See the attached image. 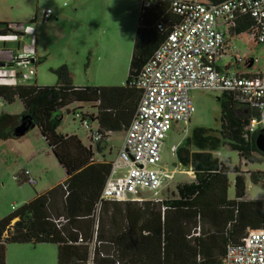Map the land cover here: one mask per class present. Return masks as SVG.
Listing matches in <instances>:
<instances>
[{
  "label": "trees",
  "instance_id": "1",
  "mask_svg": "<svg viewBox=\"0 0 264 264\" xmlns=\"http://www.w3.org/2000/svg\"><path fill=\"white\" fill-rule=\"evenodd\" d=\"M148 1L150 7L140 12L124 86L76 87L67 66L51 70L55 86H0V99L8 104L19 99L25 107L18 116L0 115V140L16 138L22 122L38 128L67 176L0 220V264H6L7 246L15 243L55 244L57 264H217L228 244L240 243L249 229H264V200H244L242 174L235 179V199L228 198V174L240 170L220 158L221 150L235 151L248 162L264 154L256 146L261 131L250 130L259 113L227 94L219 97L220 127H197L176 148L177 164L193 172L192 181L178 184L174 196L161 201L101 200L111 163L94 161L92 149L77 135L57 132L63 112L75 103L95 105L96 117L78 109L99 124L102 142L110 133L126 132L141 98L131 82L182 21L171 10L173 0ZM237 25L239 34L251 28L250 21ZM248 174L255 183L264 181L262 172ZM62 218L66 222L59 227L55 221Z\"/></svg>",
  "mask_w": 264,
  "mask_h": 264
},
{
  "label": "rangeland",
  "instance_id": "2",
  "mask_svg": "<svg viewBox=\"0 0 264 264\" xmlns=\"http://www.w3.org/2000/svg\"><path fill=\"white\" fill-rule=\"evenodd\" d=\"M193 1V0H187ZM143 0H0V23L2 24H33L37 26L38 41L24 37L22 47H32L40 51L41 59H37L32 67L37 69L39 86H55L57 77L52 69L67 66L72 83L76 87L85 86H124L127 82L130 62L133 53L134 38L138 28L139 16ZM51 9L54 16L42 21V11ZM106 34H103V32ZM17 42H14L16 44ZM12 44V43H11ZM232 50L242 56H254L257 63L254 70L264 66V48L257 46L251 34L246 32L229 42ZM116 45L120 46L121 56L114 57ZM21 51L16 52L19 53ZM100 55V59L99 58ZM36 56V55H29ZM242 69V65H238ZM20 82L26 85L34 84V77ZM220 93L211 91L192 92L195 112L187 123H175L169 131L164 146L162 166L175 172L174 179L159 198H172L176 186L192 181L193 174L186 173L177 164L174 147L183 143L186 137L197 127H220ZM82 106V107H80ZM68 107L69 112H63L58 133L78 135L86 141L85 130L75 114L83 108L85 112L96 111L91 104ZM84 106V107H83ZM78 109V110H77ZM77 111V112H76ZM76 112V113H74ZM21 115L23 105L19 99L8 104L0 99L1 114ZM124 132L110 133L107 147L104 151L105 160L113 162L118 157L122 146ZM48 145L36 129L30 130L22 138H7L0 140V220L11 215L27 201L43 194L53 186L61 184L66 179V173L58 160L49 152ZM95 157L103 155L94 149ZM220 158L240 173L228 174V198L235 199V179L242 174L245 178V199L264 200V181L255 183L249 172L264 173V157L255 154L257 161L248 162L235 151L223 148ZM29 169L38 183L35 187L18 180L19 173ZM178 170L183 171L179 174ZM187 172H191L188 170ZM168 191V192H167ZM147 200L153 201L154 196L146 193ZM58 250L55 244H9L6 252V264H57Z\"/></svg>",
  "mask_w": 264,
  "mask_h": 264
},
{
  "label": "built area",
  "instance_id": "3",
  "mask_svg": "<svg viewBox=\"0 0 264 264\" xmlns=\"http://www.w3.org/2000/svg\"><path fill=\"white\" fill-rule=\"evenodd\" d=\"M142 7H150V1L144 0ZM171 10L182 21L131 82L132 87L141 91V98L118 157L111 162V174L101 200L143 202L147 200L143 195L149 193L153 200L161 201L160 193L175 175L162 166L163 146L173 124L191 120L195 112L192 92L231 96L235 102L259 113L258 118L251 120V132H264V66L253 75L218 68L225 47L219 20L234 27L240 20L250 21L249 32L264 48V0H173ZM52 14L51 9L43 10L42 21ZM37 22L38 19L28 24L0 25V86L16 87L20 79L28 81L35 76L36 70L22 60L23 55H13L9 45L24 37L36 38L37 26L33 24ZM158 28L164 30L162 24ZM8 62H14V68ZM247 63L256 64L257 59ZM75 116L91 145L102 143L99 124L82 112ZM18 180L33 187L38 183L29 169H23ZM55 222L60 227L66 221L62 218ZM217 264H264V229H249L240 243L228 244L223 260Z\"/></svg>",
  "mask_w": 264,
  "mask_h": 264
},
{
  "label": "crops",
  "instance_id": "4",
  "mask_svg": "<svg viewBox=\"0 0 264 264\" xmlns=\"http://www.w3.org/2000/svg\"><path fill=\"white\" fill-rule=\"evenodd\" d=\"M184 1H187V0H184ZM196 1H205V0H196ZM205 2H207V1H205ZM54 16V12H53V14H52V16L49 18V19H51L52 17ZM36 19H38V16L36 15V17H35ZM240 21H242V20H240ZM245 22V21H244ZM238 26V25H237ZM237 26H231V25H228V24H225V23H223L221 20H219L218 21V27H219V29L220 30H222L223 31V33H224V37H225V47H224V55H223V59H222V61H220L219 63H218V68L220 69V70H222V71H237V72H241V73H244V74H251V75H253V74H255L257 71H259V70H254V65L255 64H249V63H247L248 62V60L249 59H253V58H255L254 56H252L251 55V57L248 55V57H246V56H242V55H240V53H238V52H235L234 53V51L232 50V45H230L229 44V42L232 40V39H235L236 37H238V36H240V35H242V34H244V33H241V34H239L237 31H236V28H237ZM250 33V32H249ZM103 34H106V32L104 31L103 32ZM251 34V33H250ZM251 37H252V40L255 42V40H254V38H253V36L251 35ZM28 38H31V41H32V39H33V41H38V36H36V38H32V37H28ZM22 42H23V40H21V41H19L18 43H16V44H14V43H12L11 45H9V50H11L12 51V53H13V55H15V56H18V55H23V58H22V60L23 61H25V62H27V63H29L31 66L32 65H35V63H36V61H37V59H41L42 57L40 56V51L36 48V45H35V47L34 48H32V47H25L24 49H23V47H22ZM255 44L257 45V46H262V45H259V44H257L256 42H255ZM263 47V46H262ZM114 50V51H113ZM18 51H21V52H19V53H17L16 54V52H18ZM113 51V53H115L114 54V57L115 58H118V57H120L121 56V49H120V46H118V45H116V49H109V52L111 53ZM36 55V56H34V57H32V56H29V55ZM236 56H240L241 58H243V60L242 61H238V58H236ZM98 59H100V55H99V58ZM12 65H14V62H8V66H10V67H12ZM238 65H242L243 67H242V69H240L239 68V66ZM35 67L37 68V66L35 65ZM12 68H14V67H12ZM34 80H35V83L34 84H30V85H37V86H39L38 85V79H37V69H36V74H35V76H34ZM20 85H26L25 83H23V82H20ZM21 101V100H20ZM22 103V102H21ZM75 104H78V106H80V104L81 105H85L86 103H75ZM22 105H23V103H22ZM84 107V106H83ZM90 108L91 109H93V110H96V111H91V112H85V111H83V113L84 114H86V115H93L94 117H96V115L98 114V110H97V108L95 107V105H92L91 104V106H90ZM24 110H25V107H24V105H23V112H24ZM15 115H17V114H15ZM19 115V114H18ZM17 115V116H18ZM63 119H64V117H63ZM34 129H36L37 130V132H39V135L40 136H42L41 135V133H40V131L38 130V128H34ZM33 130V129H32ZM57 132H58V130H57ZM125 133V132H124ZM59 134H60V132H59ZM62 134V133H61ZM86 134V137H85V139H86V141H84V140H82L78 135V138L82 141V143L86 146V147H88V148H90V149H92V151H93V154H94V157H93V159H94V161H96V162H104V161H106L105 160V150H106V147H107V141L106 142H102V143H100V144H97V145H91V143H90V141L88 140V138H87V133H85ZM64 135V134H63ZM69 135H74V134H68V136ZM42 138L44 139V137L42 136ZM45 140V139H44ZM45 142H46V140H45ZM46 144H47V142H46ZM48 145V144H47ZM49 147V146H48ZM97 149V151H98V153H101V155H103L102 156V158L101 159H98V158H96L95 157V153H94V149ZM49 150V152H51L52 154H53V152H52V150H51V148L49 147L48 148ZM106 162H108V161H106ZM108 163H111V162H108ZM178 166L179 167H181L179 164H178ZM184 169V168H183ZM184 170H186V169H184ZM22 171H20V173H21ZM19 173V174H20ZM175 173H176V171H175ZM178 173L179 174H181V173H183V171H180V170H178ZM186 173H189L190 175L192 174L191 172H187V170H186ZM193 177H194V175H193ZM66 178H67V176H66ZM66 180V179H65ZM57 185H59V184H57ZM56 185V186H57ZM54 187V186H53ZM52 187V188H53ZM37 195H39V194H37ZM36 195V196H37ZM34 199V198H33ZM32 200V199H31ZM244 200H247V199H245L244 198ZM28 202V201H27Z\"/></svg>",
  "mask_w": 264,
  "mask_h": 264
},
{
  "label": "water",
  "instance_id": "5",
  "mask_svg": "<svg viewBox=\"0 0 264 264\" xmlns=\"http://www.w3.org/2000/svg\"><path fill=\"white\" fill-rule=\"evenodd\" d=\"M34 127L30 128L29 125H27L26 122H22L19 126H17L14 130V135L16 138H22L24 137L30 129H33ZM256 146L257 149L264 154V132H261L257 138H256Z\"/></svg>",
  "mask_w": 264,
  "mask_h": 264
}]
</instances>
